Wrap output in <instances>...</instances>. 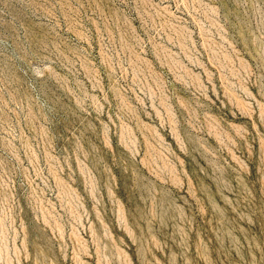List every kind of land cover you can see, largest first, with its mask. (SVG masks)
<instances>
[{"label": "rangeland", "instance_id": "rangeland-1", "mask_svg": "<svg viewBox=\"0 0 264 264\" xmlns=\"http://www.w3.org/2000/svg\"><path fill=\"white\" fill-rule=\"evenodd\" d=\"M0 264H264V0H0Z\"/></svg>", "mask_w": 264, "mask_h": 264}]
</instances>
